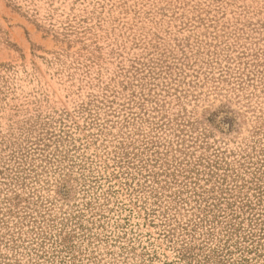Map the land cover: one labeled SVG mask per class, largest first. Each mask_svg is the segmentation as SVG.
Instances as JSON below:
<instances>
[{
	"label": "rangeland",
	"instance_id": "obj_1",
	"mask_svg": "<svg viewBox=\"0 0 264 264\" xmlns=\"http://www.w3.org/2000/svg\"><path fill=\"white\" fill-rule=\"evenodd\" d=\"M0 264H264V0H0Z\"/></svg>",
	"mask_w": 264,
	"mask_h": 264
},
{
	"label": "trees",
	"instance_id": "obj_2",
	"mask_svg": "<svg viewBox=\"0 0 264 264\" xmlns=\"http://www.w3.org/2000/svg\"><path fill=\"white\" fill-rule=\"evenodd\" d=\"M181 254V253H180ZM181 259L183 260H188V259H185V255H181Z\"/></svg>",
	"mask_w": 264,
	"mask_h": 264
}]
</instances>
